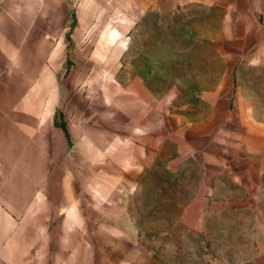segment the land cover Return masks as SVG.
Returning <instances> with one entry per match:
<instances>
[{"label": "rangeland", "instance_id": "obj_1", "mask_svg": "<svg viewBox=\"0 0 264 264\" xmlns=\"http://www.w3.org/2000/svg\"><path fill=\"white\" fill-rule=\"evenodd\" d=\"M214 2L25 0L49 32L18 49L29 264H264V205L219 164L218 124L232 90H264V0Z\"/></svg>", "mask_w": 264, "mask_h": 264}, {"label": "crops", "instance_id": "obj_2", "mask_svg": "<svg viewBox=\"0 0 264 264\" xmlns=\"http://www.w3.org/2000/svg\"><path fill=\"white\" fill-rule=\"evenodd\" d=\"M26 11L25 0H0V264H29V246L23 239L38 237L20 225L33 223L39 212L34 214L33 204V119L18 117L17 64L27 61V57L18 54L19 50L26 54L28 50L33 55L34 48H48L49 32L43 26L40 30L29 24ZM34 36H38L36 41ZM260 41L262 52L249 57V64L264 72V38ZM21 72L25 80V69ZM230 98L229 116L218 118V124L225 127V144L221 147L229 154L219 164L233 168L228 172L250 192L251 202L261 207L264 205V90L239 87L232 90Z\"/></svg>", "mask_w": 264, "mask_h": 264}]
</instances>
